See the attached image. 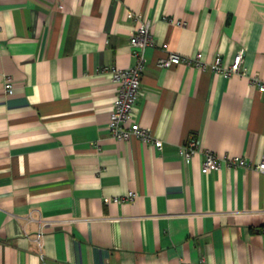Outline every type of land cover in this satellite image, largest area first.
Here are the masks:
<instances>
[{
	"label": "crops",
	"instance_id": "1",
	"mask_svg": "<svg viewBox=\"0 0 264 264\" xmlns=\"http://www.w3.org/2000/svg\"><path fill=\"white\" fill-rule=\"evenodd\" d=\"M142 20L154 45L133 118L159 150L107 130L101 68L134 64ZM239 50L242 75L156 64ZM263 76L264 0H0V264H264ZM206 151L220 165L202 173Z\"/></svg>",
	"mask_w": 264,
	"mask_h": 264
},
{
	"label": "built area",
	"instance_id": "2",
	"mask_svg": "<svg viewBox=\"0 0 264 264\" xmlns=\"http://www.w3.org/2000/svg\"><path fill=\"white\" fill-rule=\"evenodd\" d=\"M177 24L181 22L177 21ZM154 45V39L151 34V23L149 20H142L139 26L133 30L129 38V46L131 54L134 58V64L128 68L102 67L101 71L110 74V78L116 84L117 91L111 103L109 112V120L107 130L115 140H128L135 136L142 141L150 142L158 150L162 147V141L153 136L133 118L135 106L140 98V77L143 71L144 50ZM243 50H239L232 58L230 64L222 63L221 56L217 55L211 62H205L202 59V53L197 52L194 56L181 58L178 54L168 53L167 56L159 58L156 64L160 67H169L170 65L184 62L200 69H207L213 73H220L227 76L242 75L244 69L242 67ZM257 87V90L264 93V76L253 78L251 80ZM4 91L6 94L12 93V84L8 81L4 83ZM198 141L194 137L187 139L185 144L180 147L179 153L185 160H189L197 151ZM226 164L234 167H251V165L240 156H230L226 158ZM220 165V158L210 151H206L200 171L208 173ZM259 172L264 173V153L261 160L253 166ZM135 195L128 192L120 198H113L114 202L132 201ZM260 236L264 242V226L260 229ZM41 234H37L34 238L38 249H41ZM41 257L42 254L40 253Z\"/></svg>",
	"mask_w": 264,
	"mask_h": 264
}]
</instances>
